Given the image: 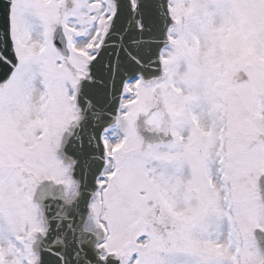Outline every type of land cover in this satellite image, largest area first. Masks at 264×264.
<instances>
[{
    "label": "snow or ice",
    "instance_id": "6c2138e0",
    "mask_svg": "<svg viewBox=\"0 0 264 264\" xmlns=\"http://www.w3.org/2000/svg\"><path fill=\"white\" fill-rule=\"evenodd\" d=\"M0 264H264V0H0Z\"/></svg>",
    "mask_w": 264,
    "mask_h": 264
}]
</instances>
